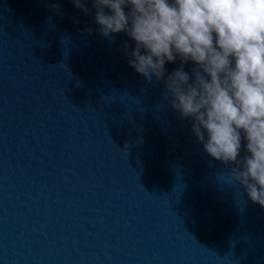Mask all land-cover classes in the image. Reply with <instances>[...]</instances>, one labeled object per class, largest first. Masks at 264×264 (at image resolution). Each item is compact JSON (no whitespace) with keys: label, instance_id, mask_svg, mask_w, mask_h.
<instances>
[{"label":"water","instance_id":"1","mask_svg":"<svg viewBox=\"0 0 264 264\" xmlns=\"http://www.w3.org/2000/svg\"><path fill=\"white\" fill-rule=\"evenodd\" d=\"M86 6L0 0V264H264V208Z\"/></svg>","mask_w":264,"mask_h":264},{"label":"clouds","instance_id":"2","mask_svg":"<svg viewBox=\"0 0 264 264\" xmlns=\"http://www.w3.org/2000/svg\"><path fill=\"white\" fill-rule=\"evenodd\" d=\"M71 2L85 14L91 3L102 36L134 42L123 48L129 66L164 80L203 151L231 166L228 183L264 208V0ZM169 63L179 67L167 74Z\"/></svg>","mask_w":264,"mask_h":264}]
</instances>
